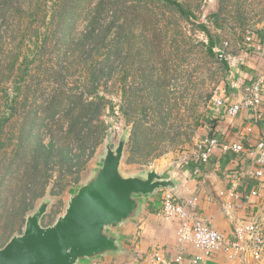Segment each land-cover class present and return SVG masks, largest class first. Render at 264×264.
<instances>
[{"label":"rangeland","instance_id":"1","mask_svg":"<svg viewBox=\"0 0 264 264\" xmlns=\"http://www.w3.org/2000/svg\"><path fill=\"white\" fill-rule=\"evenodd\" d=\"M133 1L139 2L140 7L133 18L123 21L118 67L108 80L106 73L98 86V95L104 97L102 102L106 105L100 115L105 135L99 141V131L94 133L84 159L93 150L92 157L87 159L77 181L73 182L74 175L61 177L58 173L57 150L64 146V137H67L64 134L67 119H63L66 108L53 120L43 113L37 115L40 118L37 123L42 122V125L32 129L28 152L17 151V132L10 134L14 122H3L0 131V249L12 237L22 234L26 218L43 202L49 205L41 223L43 226L53 224L64 213L71 194L93 176L108 143L116 147L120 138H126L120 165L123 175L144 174L148 170L162 172L185 152L196 151L197 142L215 116L213 99L223 98L224 90L229 88V65L234 55L246 48L245 37L259 33L264 25V0H178L194 14L195 20L191 22L161 1L150 0L144 5L145 0H128ZM58 2L40 0V17L30 31L35 36L37 31L40 38L30 39L29 35L21 38L23 32L18 27L12 28V23L8 34L4 35L0 56L4 66L15 56L19 55L16 66L26 58L28 73L23 86L36 89L22 92L19 100L26 96L27 105L34 97L40 102V93L52 96L61 89L65 93L75 92L86 81L85 73L69 50L59 47L56 53L49 47L53 39L50 20ZM220 8V20L214 24L210 16ZM24 20L32 22L27 17L17 21H22L20 25L24 26ZM86 23L84 13L71 31L72 36L81 34ZM199 23L206 25L213 36L215 55L212 58L206 55L208 38L197 27ZM44 35L48 36V48L40 54ZM221 60L227 62V69ZM56 65L61 67V73L49 74L50 68ZM14 76L4 71L3 78L0 77V121L8 120L6 107L16 99L15 93L8 91L9 81H13ZM153 82H156V94H152L150 84ZM27 109L19 108L15 116L20 112L23 118ZM61 117L62 121H57ZM142 129L148 131L142 134ZM97 139L100 143L94 148ZM52 144L53 158L46 174L49 179L44 185L45 168L39 156ZM66 146L74 159L78 149L74 143H66Z\"/></svg>","mask_w":264,"mask_h":264},{"label":"crops","instance_id":"2","mask_svg":"<svg viewBox=\"0 0 264 264\" xmlns=\"http://www.w3.org/2000/svg\"><path fill=\"white\" fill-rule=\"evenodd\" d=\"M229 66L230 81L239 79L246 85L259 82L264 72V43L260 51L240 50ZM222 99L224 107L214 110L213 122L200 140L213 136L222 143H239L242 152L217 148L206 164L199 162L197 151L185 152L174 162L169 178L176 183L175 194L180 202L194 199L196 214L231 238L238 224L264 225V174L261 178L254 175L258 152L264 146V96L256 111L242 110L234 118L227 115L226 107L238 101L237 94L227 87ZM164 191L144 197L136 217L116 231L123 249L120 254L82 264H146L153 252H158L167 264L178 256L182 257L179 264H194L198 256L202 260L197 264H234L223 251L205 258L191 244L178 241L179 223L160 215ZM236 264H264V253L257 260L243 256Z\"/></svg>","mask_w":264,"mask_h":264},{"label":"trees","instance_id":"3","mask_svg":"<svg viewBox=\"0 0 264 264\" xmlns=\"http://www.w3.org/2000/svg\"><path fill=\"white\" fill-rule=\"evenodd\" d=\"M59 0L57 6L53 8L54 13L51 16L50 22L53 24V33L50 46L52 51L58 53L59 47L66 48L71 52V57H76L77 65L80 66L82 72L86 75V81L83 85H80V89L75 92L65 93L62 89L56 94L44 95L39 94L42 97L40 102H37L36 97L30 101L27 105V97L19 100L24 91H33L29 86H23L25 82L28 66L25 63V59L21 60L20 64L16 66L19 60V55L14 57V60H10L8 66H4V62H1L0 57V77L3 78L4 71H8V75H15L13 81H9L8 91L14 92L12 102L6 107L8 110V120L0 121V131L3 126V122L13 123L14 126L10 127V134L17 132V151H29V140L31 138V131L36 126L40 128L41 123H37L40 118L37 116L40 113L49 116L51 120L58 116L62 109H65L63 119L67 120V131L64 137V146L57 150L59 167V175L64 177L65 174L74 175L77 181L81 171L84 169L87 159L92 157V152L84 159L87 146L92 142L94 133L99 131V141L105 135V126L100 121V115L106 105L103 104L104 97L98 95V86L104 79L105 74L108 73V78L118 67V58L121 53L123 30V21H126L128 17L133 18L138 12L140 7L139 2H128V0ZM147 1L145 0L144 5ZM161 1L166 7L173 8L175 13H178L186 21L191 22L195 20L194 14L191 9L185 7L183 3L178 0H158ZM147 7V6H146ZM40 0H0V56L3 51V39L4 35L8 34V27L12 23V28L18 27L24 35L21 38H25L29 35V38H40L36 33L33 35L30 31L32 27L38 23L40 17ZM221 8L218 12H215L210 16L214 24H218L220 20ZM220 12V13H219ZM86 14V26L81 34H77L74 37L71 34L78 18L83 14ZM8 16V17H7ZM79 16V17H78ZM27 19L32 22L24 20L25 25H20L22 21L20 19ZM197 27L204 32L208 38V44L205 46L206 55L212 58L215 54L213 52L214 39L206 25L199 23ZM4 28V29H3ZM48 36H43L41 42V49L38 53L48 48L47 45ZM203 46V45H202ZM39 54V55H40ZM5 59L8 56L4 57ZM3 58V60H4ZM222 61L224 68H228L226 61ZM57 69H60L57 71ZM49 74L56 76L61 73V67L53 66L49 70ZM150 79H152L150 74ZM152 88V94H156V82L150 84ZM85 87V89H84ZM21 96V97H20ZM27 107L24 117L21 118V113L15 116V112L19 108ZM146 110L143 111L145 113ZM57 121H62V117ZM139 127V121H138ZM94 129V130H93ZM137 125H135V138L137 139ZM148 130L142 129L140 133L144 134ZM11 138V137H10ZM9 139V138H8ZM97 142L93 146L94 148L100 143ZM28 140V141H27ZM27 142L28 145H24ZM66 143H74L78 149V154L73 159L69 153ZM24 147V148H23ZM54 145L46 148L43 153L40 154V159L44 166V185L48 183V167L53 158ZM36 163V161H35ZM33 169V165H31ZM43 185V187H44Z\"/></svg>","mask_w":264,"mask_h":264},{"label":"water","instance_id":"4","mask_svg":"<svg viewBox=\"0 0 264 264\" xmlns=\"http://www.w3.org/2000/svg\"><path fill=\"white\" fill-rule=\"evenodd\" d=\"M126 138L110 143L93 176L69 197L64 213L43 226L48 203H41L26 218L22 234L0 249V264H82L123 249L117 230L133 220L141 200L159 190L176 192L169 178L172 166L162 172L123 175L120 170Z\"/></svg>","mask_w":264,"mask_h":264},{"label":"built area","instance_id":"5","mask_svg":"<svg viewBox=\"0 0 264 264\" xmlns=\"http://www.w3.org/2000/svg\"><path fill=\"white\" fill-rule=\"evenodd\" d=\"M264 43V25L256 34H248L244 40V46L248 50L260 51ZM227 45V44H226ZM229 87L237 94L238 101L226 107V113L234 118L242 110L256 111L261 105L264 96V72L260 76V81L251 85H246L239 79L232 80ZM215 109L224 107L222 98H214ZM221 148L223 151L240 153L243 147L239 143H222L217 138L207 136L202 138L197 146V157L201 164H206L215 149ZM258 170L254 173L256 177H263L264 170V146L258 152L256 158ZM195 200L180 202L173 191L165 190L162 195V207L160 215L165 220L177 221L179 223L178 241L189 243L194 248L202 252L205 258L211 257L218 252H225L228 258L236 264L243 256H250L259 259L264 253V225L258 223H241L234 227L231 238H227L223 233L216 231L206 224L196 214ZM202 257H195L193 263L197 264ZM182 257L173 259V264H179ZM170 261V264L172 263ZM146 264H167L165 259L158 253L153 252L146 260Z\"/></svg>","mask_w":264,"mask_h":264}]
</instances>
